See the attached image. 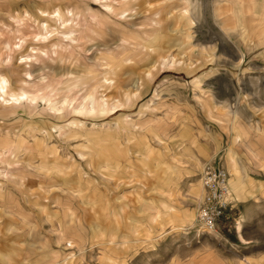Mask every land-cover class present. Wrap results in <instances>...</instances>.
<instances>
[{"label":"rangeland","instance_id":"rangeland-1","mask_svg":"<svg viewBox=\"0 0 264 264\" xmlns=\"http://www.w3.org/2000/svg\"><path fill=\"white\" fill-rule=\"evenodd\" d=\"M186 1L0 0V84L31 101L6 102L0 87V181L41 179V200L58 209V228L34 234L61 247L50 260L44 252L46 264H225L223 247L246 239L242 254L264 256V129L246 107L264 111V0ZM228 102L250 119L235 118L248 141V194L229 200L217 232L206 233L195 221L198 184L230 142ZM21 144L35 158L9 163L4 155ZM59 177L83 191L50 195ZM186 230L210 242L202 251L175 243ZM132 237L136 246L121 241Z\"/></svg>","mask_w":264,"mask_h":264},{"label":"crops","instance_id":"crops-1","mask_svg":"<svg viewBox=\"0 0 264 264\" xmlns=\"http://www.w3.org/2000/svg\"><path fill=\"white\" fill-rule=\"evenodd\" d=\"M25 43H26V40L24 41L23 45ZM246 107L252 116L253 122L256 121V119H258V122H255V123H259V125L264 129V111L258 110L257 107L252 108V107H249L248 105ZM224 108L228 110V114H227L228 116H227L226 122H229L227 125L229 128L228 134L230 135V142L226 146L219 144L216 148V152L214 153V155H212L211 157L210 156L208 157L210 159L208 163L213 162V163L219 164L220 162L221 165H223L225 168L228 169L230 168L228 167L227 161H226L227 160L226 156L228 155H231L234 153L238 155L239 158H241L243 162H245L243 157L241 156L240 145L242 144L241 141L245 140L246 142H248L243 136L241 129L238 127V125H236L235 118L244 119L247 123H249L250 119H249L248 114L244 110V108L238 107V105L235 108H232L231 103L228 102L225 104ZM199 129H197L196 133L193 131L192 133L197 134ZM217 133L219 135V138L222 141V144H224L226 141V134L222 131L221 128L217 129ZM240 135L242 136V138L241 137L239 138ZM211 136L214 137L215 135H211ZM200 139L205 142L209 154L210 155L213 154L214 142L212 140L211 141L205 140L203 137H200ZM235 139L237 140L235 141ZM21 145L22 147H20L18 153L13 154V155L6 153V155H4L5 159L7 158L9 163L20 162V161L22 162L23 159L21 157L24 156V160H26L28 164V162L30 161L28 158L30 153H25V148H23V144ZM158 148H159L158 155L160 157V160L161 162L163 161V163L166 164L168 162V157L166 156L167 154L166 150H164L165 147L159 146ZM14 149L15 147L13 146V150ZM2 155H0V158ZM35 156L36 154L35 155L31 154L30 158H33V157L35 158ZM198 157H200L201 161L205 160V157L201 154H199ZM45 160H46L44 161L45 163L48 162L51 164V160H49L47 157ZM184 160H185V163L188 164V159L184 158ZM200 160L197 158L196 160H194L196 164L195 170L196 169L198 170V166L202 165V162H200ZM53 162L54 160H52V163ZM18 166L13 167V169H16V172H19V170L21 171L20 169L21 167L19 166L18 168ZM29 166H30V163H29ZM231 170L232 171L230 174L233 180L236 181L237 177H242V182H241L243 186L242 199H245L246 194H248V190H247L248 187L246 184H247L249 177L247 174V170H245V172H242L241 170H237V169L235 170L231 169ZM30 173L32 177H34V172L31 171ZM68 174H70V172H68ZM70 176H72V178L70 179L77 178L75 173L73 175L70 174ZM151 176H153V174H151ZM160 178L161 180H163L162 173H161ZM61 179H62L61 182H58L56 178L55 179L53 178L52 180H50L51 182L54 181L55 184L57 183V185L59 186V189L50 190L48 192L50 193V195L53 194V195H66V196L72 195L73 196L75 192L83 191V188H82L83 184H78L77 188L74 191L73 186H72L73 180L68 179V181L65 183L63 178ZM40 183H41V179L39 180V179L32 178L30 180L26 179V181H24L21 179V177L19 180L17 178H13L11 182L8 179H2V181H0V264H46V259L44 258V252L50 249L51 254L48 255L49 256L48 259L50 260V258L54 256V254L56 253L55 251H58L61 249V247L54 246V244H51L49 242L47 243L44 242L45 244H47L45 245L44 243H41L38 239L37 240L34 239V234L36 235L46 234L43 231L56 230L58 228L56 224L58 225V218L60 217L58 209H55L54 206L51 205V203L49 202L45 203L41 200L42 198L47 197V194L41 191ZM197 184H198V179L193 184L194 186L193 188L197 187ZM161 189L163 190V188ZM167 191L168 190H166V192ZM155 194L156 196H162L163 198L168 197L167 193L162 192V191L160 192L159 190L155 191ZM166 199L169 200V198H166ZM239 202H241L242 204H246L250 201L247 200V201H239ZM47 206L49 207L47 208ZM252 217L253 215H251L250 217H246L244 220H242L243 221L242 224L243 225L248 224L249 223L248 219H251ZM170 225L171 224H168L167 227L169 228ZM181 234H180L181 235L180 238H176L177 240H175V243H181L182 247H186L190 244L195 243L198 246H196L194 250H197L198 248L197 251H202L203 248L207 246L206 245L207 242H210V238L205 237V235L207 234L202 235L201 233L196 232L195 233L196 236H195L194 234L190 233V230L189 231L186 230L185 232H182ZM163 236L164 235L160 236L157 234L156 236L152 238L153 240H156V238H159V239L164 238ZM239 238L240 240L242 239L241 237ZM220 239H221V236H219L218 240ZM137 240H138V237L125 238V240L121 239V241H123L124 243L127 241L128 244L133 245V246H136ZM121 241L120 240L116 241V244L114 243L113 245H116L118 248L122 245ZM247 243L248 242L246 239V241L240 247L238 246L223 247L225 253L227 254L224 256L226 258L224 261L225 264H238V261L243 256L247 257V259H244L246 264H251V260H249L248 258L252 256H256V258H260L259 264H264V256L255 255L253 253L251 255L242 254L244 252L243 250H245L248 246ZM121 256L126 257L125 254Z\"/></svg>","mask_w":264,"mask_h":264},{"label":"built area","instance_id":"built-area-1","mask_svg":"<svg viewBox=\"0 0 264 264\" xmlns=\"http://www.w3.org/2000/svg\"><path fill=\"white\" fill-rule=\"evenodd\" d=\"M204 195L197 203L195 221L206 233L216 232L219 219L225 214L227 198V173L220 164H207L203 169Z\"/></svg>","mask_w":264,"mask_h":264},{"label":"bare ground","instance_id":"bare-ground-1","mask_svg":"<svg viewBox=\"0 0 264 264\" xmlns=\"http://www.w3.org/2000/svg\"><path fill=\"white\" fill-rule=\"evenodd\" d=\"M185 3H187V1L185 0ZM195 10V8H194ZM190 13V12H189ZM6 80V79H5ZM4 82V81H3ZM2 84H0V87H1V91L3 92V96L2 98L4 99V101L6 102H16V103H20L22 100H27L28 102L30 101L29 98H27L25 95H22V96H19V97H14V96H8L7 93L5 92V88H6V84L5 82ZM12 95V94H11ZM25 96V97H24ZM87 96V95H86ZM89 98H91L92 100V104L95 105V103H97V99H96V96H94L93 94H89L88 95ZM23 97V98H21ZM31 102V101H30ZM55 109V108H54ZM53 109V110H54ZM52 110V109H51ZM240 137V136H239ZM238 138V137H237ZM237 139H235L236 141ZM231 151V150H230ZM228 167L230 168H225L226 171L228 173H231V169L235 170V169H239V170H244L242 172H245V170L247 169V166H246V163L245 162H242V159L239 158L238 155L236 154H231V155H228ZM210 164V163H208ZM207 165V164H206ZM222 166V165H221ZM205 167V166H204ZM232 167V168H231ZM204 169V168H203ZM202 171V170H201ZM225 171V172H226ZM226 172V173H227ZM227 173V188H228V194H227V198L228 200H232V201H236V199H242V195H243V191H242V177H237L236 181L235 180H230V176L229 174ZM202 177H203V172H202ZM201 184L199 185L198 184V195H204L203 193L205 192V189L203 187V183L202 181H200ZM229 182H231V184H229ZM229 189H231V191H234V193L230 194V191ZM230 194V195H229ZM203 197V196H202ZM195 227H197V225H195Z\"/></svg>","mask_w":264,"mask_h":264}]
</instances>
